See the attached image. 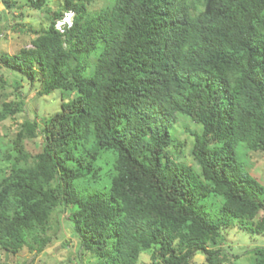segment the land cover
Segmentation results:
<instances>
[{"label":"trees","instance_id":"trees-1","mask_svg":"<svg viewBox=\"0 0 264 264\" xmlns=\"http://www.w3.org/2000/svg\"><path fill=\"white\" fill-rule=\"evenodd\" d=\"M48 1L0 0V18L47 11L31 46L0 64L61 100L23 118L0 153V248L40 253L64 218L79 262L88 252L87 264H137L151 251L154 264H192L196 252L236 264L222 230L264 232V185L250 172L264 152V0ZM66 10L73 23L60 33ZM23 103L2 101L0 122ZM181 119L200 127L191 164L177 160ZM38 135L29 156L24 142ZM254 255L264 264V248Z\"/></svg>","mask_w":264,"mask_h":264},{"label":"rangeland","instance_id":"rangeland-1","mask_svg":"<svg viewBox=\"0 0 264 264\" xmlns=\"http://www.w3.org/2000/svg\"><path fill=\"white\" fill-rule=\"evenodd\" d=\"M62 1L49 0L46 7L53 9L59 6ZM3 9L4 6L0 2V10ZM21 11L22 17L18 15L19 10H14L12 13L6 10V17L0 18V54H14L20 48L29 46L30 39L34 36L31 30L42 32L47 27L49 19L44 8H23ZM17 22L23 25H16ZM27 27L30 30L26 29ZM18 84L20 88L17 89ZM39 86V82L29 83L18 73H13L0 64V105L2 101L16 99H23L24 102L20 112L0 122V149L2 150L0 153L5 149H12L11 140L15 137L23 118L29 117L39 121L40 118L59 111L61 102L59 91L54 90L49 94L38 96L36 91ZM194 129L199 131L200 127L189 124L187 119H181L176 126L175 136L178 140L185 142V146L177 150V160L192 163L189 148L192 142L190 131ZM41 145L42 137L38 135L33 139L26 140L24 149L29 156H32L40 149ZM250 160L253 162V166L250 168L251 174L264 185V152L253 153ZM4 165L5 162L0 157V167ZM260 216L261 213L256 218ZM62 221L57 235L53 236L52 241L42 252L34 253L23 247L16 253H11L0 248V262L6 264H87L85 262L87 260L94 261L88 252L83 255L84 259L78 261L77 256L84 252L81 248L80 239L78 236L70 234L69 224L65 222L64 218ZM221 234L223 243L220 242V248L222 252L227 254V259L231 258L233 254L237 255L231 258V261L236 264H253L255 261L254 249L264 248V232L261 234L250 233L240 229L237 224L235 226L233 224L231 227L222 230ZM137 264H154L151 259V251L140 253ZM192 264H207V262L203 254L196 252ZM223 264H229V261L227 260Z\"/></svg>","mask_w":264,"mask_h":264},{"label":"built area","instance_id":"built-area-1","mask_svg":"<svg viewBox=\"0 0 264 264\" xmlns=\"http://www.w3.org/2000/svg\"><path fill=\"white\" fill-rule=\"evenodd\" d=\"M71 21V13H67L65 17H63L61 20L57 21L55 26L56 28L63 33L65 31V23H70Z\"/></svg>","mask_w":264,"mask_h":264},{"label":"clouds","instance_id":"clouds-1","mask_svg":"<svg viewBox=\"0 0 264 264\" xmlns=\"http://www.w3.org/2000/svg\"><path fill=\"white\" fill-rule=\"evenodd\" d=\"M67 13H71V21H70L69 24H68V23H65V25H64L65 30L68 29V28H70V27L72 26V23H73V15H74V13H73V11H71V10H66V11L63 12V14L61 15V17L55 19V21H54V28H55L57 31H59V30H58V29L56 28V26H55L56 22L59 21V20H61L63 17H65ZM59 32H60V31H59ZM60 33H61V32H60ZM29 46H31V44H29Z\"/></svg>","mask_w":264,"mask_h":264}]
</instances>
